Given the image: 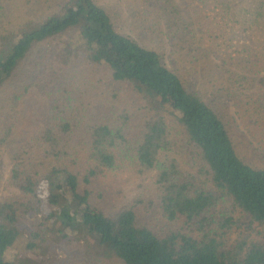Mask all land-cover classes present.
<instances>
[{"label": "trees", "instance_id": "16d2710c", "mask_svg": "<svg viewBox=\"0 0 264 264\" xmlns=\"http://www.w3.org/2000/svg\"><path fill=\"white\" fill-rule=\"evenodd\" d=\"M3 25L0 157L23 193L0 198V264L19 240L38 264H264V166L220 109L264 123V0H62Z\"/></svg>", "mask_w": 264, "mask_h": 264}, {"label": "rangeland", "instance_id": "374dc122", "mask_svg": "<svg viewBox=\"0 0 264 264\" xmlns=\"http://www.w3.org/2000/svg\"><path fill=\"white\" fill-rule=\"evenodd\" d=\"M62 0H0V21L3 22L5 31L18 28L29 18L41 19L47 14L57 10ZM202 2H200L201 4ZM123 19L117 17V25L124 31L130 32V25L126 20L129 15L125 7L120 9ZM239 98H223L220 109L228 121L232 134L237 140L241 154L255 164L264 166V123L247 119V114L240 110L236 104ZM34 113L31 116L32 127L43 126L47 120V111L43 113L34 103ZM241 111V112H239ZM10 151L6 148L0 157V171L2 173V185L0 198H6L13 193L21 195L23 192L10 183L12 170ZM23 242V243H21ZM24 241H17L5 255V262L16 261L23 264H38L44 261L40 255L35 254L33 248L23 246Z\"/></svg>", "mask_w": 264, "mask_h": 264}]
</instances>
